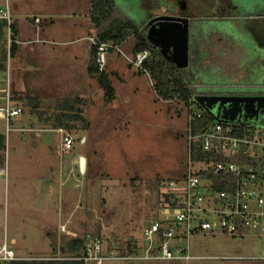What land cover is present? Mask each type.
<instances>
[{"label": "rangeland", "instance_id": "obj_1", "mask_svg": "<svg viewBox=\"0 0 264 264\" xmlns=\"http://www.w3.org/2000/svg\"><path fill=\"white\" fill-rule=\"evenodd\" d=\"M186 1L195 25L188 48L190 66L201 71V76L225 70V74H220L226 76L225 81L219 83L222 87H233V93L235 90L257 91L254 95H258L263 87L264 50L260 42L256 43L255 37L259 38V34L254 31H264V20L252 16L264 14V0ZM9 2L22 12L23 25L26 19L37 15L47 23L41 34L39 26H30L32 41L38 39L35 37L38 34L41 39L67 40L96 33L88 17L91 0ZM114 3L121 16L137 24L146 17L170 14L168 5L171 8L173 5L172 0H114ZM48 14L52 15V20L48 19ZM161 33L169 36L166 31ZM80 44L84 52L80 50L76 55L85 62L87 43ZM39 46L48 47V51L53 48L54 57L37 62L32 56L24 59L23 65L33 72L32 76L37 64L41 71L50 69L49 81L53 78L57 85L56 89L50 88L53 83L47 87L36 85V90L28 91L30 96L21 98L23 113L10 122L7 134L0 121V134L4 136L1 170L6 171L7 178L5 182V177H0V242L13 234L18 237L15 251L24 244L25 254H44L48 242L43 230L59 220L55 213L60 214L67 204L74 211L71 219L74 230L79 231L80 237L88 236L87 243L92 240L91 235L98 233L104 251L117 244L121 246L131 236L138 238L146 223L154 219L156 200L168 191L162 185L158 189L157 183L175 180L185 168L186 109L177 101L159 100L148 76L139 74L138 69L128 63L126 57H132V39L120 47L119 68L117 65L116 78L111 79L120 95L118 99H124V94L128 96L124 104L117 106L103 102L102 92L92 80H89V90L84 86L72 89L69 78L74 71L68 68L64 58L70 52L69 47L36 44ZM235 46L238 49H234ZM162 52L165 57V53L171 56L167 47L162 48ZM83 61L76 62L75 75H85ZM110 65L116 66L115 63ZM1 78L0 88H3L5 73ZM130 85L134 88L129 90ZM206 86L191 84L196 94L202 95L210 92ZM76 97L85 101L81 111L84 108V119L90 126L74 121L76 127L72 131L64 130L72 139L71 149H65L58 129L41 123L38 117L33 118L31 107L25 103L34 98L40 104V111L51 113L56 112L55 100ZM79 155L91 157L93 163L85 175L80 170ZM41 213L43 217H39ZM236 239L234 243L240 247L257 246L264 240V233L252 231ZM190 240L191 245L199 247L214 244L201 238Z\"/></svg>", "mask_w": 264, "mask_h": 264}, {"label": "built area", "instance_id": "obj_2", "mask_svg": "<svg viewBox=\"0 0 264 264\" xmlns=\"http://www.w3.org/2000/svg\"><path fill=\"white\" fill-rule=\"evenodd\" d=\"M12 25L5 0L0 7V32L7 49L13 43L17 44L12 39ZM87 40L95 49L99 72L105 70L109 52L121 54L120 48L98 42L95 36ZM148 55V52H142L126 57V60L139 69ZM196 96L191 99L194 105L197 104ZM194 105L186 108L183 174L179 180L165 182L168 191L161 195L155 218L143 231L144 250L132 255L105 254L101 240L93 238L86 244L85 253L73 260L83 264H103L108 260L187 262L193 259L189 253V241L195 234L235 237L244 232H264V116L257 122L244 120L243 107L239 105L234 121L222 120L217 113H209L213 118L212 126L194 130V123L201 117ZM22 112V105L13 97L7 74L5 87L0 88V121L6 134L10 131V122ZM62 145L70 149L72 139L65 136ZM194 150L209 158H194ZM1 176H6V172L0 169ZM218 178L221 179L219 184L227 189L214 190ZM17 260L14 251L4 241L0 245V264Z\"/></svg>", "mask_w": 264, "mask_h": 264}, {"label": "crops", "instance_id": "obj_3", "mask_svg": "<svg viewBox=\"0 0 264 264\" xmlns=\"http://www.w3.org/2000/svg\"><path fill=\"white\" fill-rule=\"evenodd\" d=\"M5 0H0V7L3 5ZM9 9L11 12L12 16V21L14 25V41L17 42V44H14V50H12V53L10 49H7V46L5 44V39L2 36L0 32V85L3 83V79L1 78V74L5 73V76L8 74V80L10 82V87L11 91L13 90L12 94L15 100H21L25 95L30 96L28 94V91L31 90H36V85L37 87H44L43 84L47 86L49 83H53V85L50 87L51 89H56V81L52 78V80L49 81V76H51L50 69L46 68L44 71H41L38 69L40 66L37 64L36 68V73L32 76L31 74L33 72H29L26 70V68L23 65L24 59L30 58V57H36L37 62L40 61L41 59H50L54 57V51L53 48L51 51H48V47L46 46H39L36 47V44H51L53 46H66L69 47L70 52H67V54L64 55V58L67 60L69 69H71L73 72L72 76L69 78V82L71 83V87L73 88H81L83 89L84 87L89 90V82L92 80L94 81L91 77L87 75L86 72V67L89 59V52L91 45L89 42H87L88 37H94V36H87L83 38H69L67 40H58L57 38L54 37H45V38H40L41 30L45 28L46 22H43L44 19H42L40 16H33L32 18L26 19L27 23L26 25H23L24 22L21 21L22 17V12L19 11L18 6L16 4H10L9 0H6ZM89 17V13H88ZM151 17V16H150ZM48 19L52 20V15L48 14ZM147 17L140 23L142 27H145V22L147 21ZM162 19V18H160ZM36 20H38L37 24ZM154 20H151L149 23L153 22ZM188 27L186 32H187V40H186V59H187V64L185 68H183L190 80L191 84L196 83H202V84H207L208 90L210 92L206 95H254L257 93V91L250 92V90H243V91H234L232 88L233 87H222V84H219L222 81H225L226 76H220V74H225L226 71L222 70L219 74L217 72H210L211 76H201L202 72L198 71L190 66V56L188 52V48L190 47V40L192 38V33L195 25L192 23V20L187 19ZM31 25H37L39 26V34L36 35L35 37L36 41L30 40L29 36L31 33ZM190 29V30H189ZM160 32V31H159ZM149 35L151 36L152 33L148 32ZM160 34V33H159ZM156 38L155 36H153ZM150 39V37H149ZM38 40V41H37ZM87 40V41H86ZM151 40V39H150ZM86 42L87 43V48H88V55L85 57V62L83 59H81L76 53L82 51V54L84 52V47L81 45V42ZM237 46L234 47L236 49ZM233 49V51H235ZM238 49V48H237ZM172 53V52H171ZM173 54V53H172ZM119 54L116 52H110L107 54V60H106V66H105V73L108 75L110 81L113 77L116 78V70L119 68L118 65V60H119ZM264 58V56H263ZM171 59L173 61V56L171 55ZM77 61H83V74L84 71L86 72L85 75H75L76 74V67ZM111 63H115L116 66H111ZM118 65V68H117ZM39 72V73H38ZM52 77V76H51ZM6 79V78H5ZM200 79V80H199ZM90 80V81H89ZM228 81V80H226ZM95 82V81H94ZM96 83V82H95ZM97 84V83H96ZM78 85V87H76ZM112 88L114 89L115 93V99L113 100L114 105H122L124 104L128 96L127 94H124V99H118V90L114 87V84L111 81ZM81 86V87H80ZM84 86V87H83ZM98 86V85H97ZM124 87L125 85H122ZM131 86V85H130ZM241 87V86H240ZM99 88V86H98ZM134 88L132 85L131 88L129 87V90ZM202 88V87H201ZM247 88V87H246ZM241 89V88H239ZM100 90V88H99ZM228 90V91H227ZM261 90V89H260ZM101 91V90H100ZM102 92V91H101ZM259 92V90H258ZM23 93V94H22ZM102 95V94H101ZM202 95V94H200ZM120 96V95H119ZM80 98V97H79ZM33 100H35L33 98ZM37 101V100H36ZM58 100H55V105ZM20 105H22L24 109V102H18ZM109 103V104H111ZM34 108H30V114L32 115L33 118H37L38 120L41 121V123L46 122V121H52L53 117L56 116V112H51L48 113L47 111H40L39 109V102L37 101L36 103L33 102ZM26 105V103H25ZM86 105V104H85ZM23 113V112H22ZM48 114V115H47ZM82 117L85 118L84 116V108L82 111ZM86 119V118H85ZM87 127L90 126L87 122ZM185 126H186V118H185ZM59 133L62 135L64 138L65 136L70 137L69 135L64 133V129H58ZM38 135V134H37ZM71 138V137H70ZM63 146V145H62ZM66 149V148H65ZM71 149V148H70ZM79 159L83 160V169H80L83 175H85L86 171L92 167L93 163L91 160V157H86L85 155H79L77 157ZM94 167V166H93ZM2 169V167H0ZM184 171V170H183ZM183 171L180 173V175L175 179L179 180L183 174ZM6 172V171H5ZM52 172V170L50 171ZM5 177V182H6V176ZM4 182V183H5ZM64 183V182H63ZM165 182H161L160 185L164 186ZM41 213L39 217H43ZM36 218V214L33 215ZM55 217L59 219L56 221L55 224L49 225V227H45L43 230L44 236L46 237V240L48 242V249L45 251L44 254L41 255H28L25 254V245L23 244V247L20 248L19 250L14 249V247L18 244V237L15 235H11L8 240L4 241L6 244L14 251L16 257L18 258L17 261H28V260H40V259H47L50 257L51 252L53 251L50 245V241L54 242V248L55 250L65 246L66 242L68 241L69 238H75V237H80L79 236V231L74 230V223L71 221L72 217H74V211L73 209L68 208V205L65 204L61 210V213L59 212L55 213ZM154 220V219H153ZM152 220V221H153ZM149 220L146 223V227L142 228L140 231L139 237L136 238L134 236H131L134 241H136L139 250L137 253H141L144 250L145 247V240L143 236V231L148 227L150 222ZM62 231V232H61ZM250 232H244L241 233L240 235H244ZM264 233V232H262ZM65 235V236H64ZM240 235H237L235 237H231L229 241L226 240L225 236L219 235V234H208V233H203V234H195L193 235L190 239L192 238H201L205 239L208 242H214V244L211 243H205L202 244L200 247L191 245V240L189 241V253L193 257V259L187 261V262H167V261H124V260H108L105 261L103 264H264V240H260L257 244H252L250 246H243L240 247L238 244H235L234 241L238 240L236 239ZM55 236V237H54ZM198 236V237H195ZM66 237V238H65ZM242 239V238H241ZM129 240V239H128ZM127 240V241H128ZM3 241V242H4ZM23 241H25V238H23ZM0 242V245L3 243ZM205 242V241H203ZM124 243V242H123ZM118 245V244H117ZM113 246L114 250L110 254H115V255H123L126 253H122L120 251L119 245ZM123 245V244H122ZM34 248H37L35 245L33 246ZM60 259V258H57Z\"/></svg>", "mask_w": 264, "mask_h": 264}, {"label": "trees", "instance_id": "obj_4", "mask_svg": "<svg viewBox=\"0 0 264 264\" xmlns=\"http://www.w3.org/2000/svg\"><path fill=\"white\" fill-rule=\"evenodd\" d=\"M176 1L182 14H187L189 17H192V15L190 16L192 13L188 8L187 1ZM252 17L264 20V14L254 15ZM89 20L96 30L95 37L98 42L109 43L120 48L125 42H127L128 39H132L130 53L133 57L142 52L149 53L148 57L143 61L141 67L138 69V72L139 74H145L148 76L151 81L152 89L159 100L164 102L177 101L182 104L185 109L190 105H194L191 103V99L197 94L194 88L191 87L186 71L183 68H179L171 59L161 54L155 45L147 38L146 29H144L141 24H137L134 21L121 16V14H119L115 9L114 0H91ZM14 31V25H12L13 40ZM254 33L259 34L258 36L260 39L255 37L256 43L258 44V42H260L262 45L261 49L264 50V31L261 32L260 30H255ZM12 50H14V43L10 47L11 53ZM86 72L87 75L97 83L102 91L103 102L105 104L113 102L115 99L114 89L112 88L108 75L104 71H98L95 49L93 47L90 48ZM262 80L263 87L259 94L264 95V76ZM16 101L23 103L22 100ZM33 102L36 103V99L26 100V104L31 108H34ZM83 105H85V101L79 97L58 100L55 105L56 116L53 117L51 122L46 121L45 125H50L52 128L72 131L76 127L73 123L74 121L86 122L82 117L81 106ZM194 107L198 108L201 112L200 119L196 120L194 123L196 125L194 130L199 127L212 126L213 118L211 115L203 111L197 104L194 105ZM3 149L4 136L0 134V167L3 166ZM193 157H200L206 160L209 158L207 155L197 152V150H194ZM220 181L221 179L219 178L215 180L213 185L214 190L222 191L227 189V187L219 184ZM156 187L159 189L160 183H157ZM159 203L160 197L159 200H156V207ZM91 237L92 239L101 238L98 233L91 235ZM87 241L88 236L69 238L65 246L55 250L53 244L54 242L51 239L50 245L53 251L51 252L49 258L40 260L13 261L8 264H83L82 262L73 260L72 258L79 257L85 253ZM119 248L122 253L129 255L136 254L139 250L136 241L133 239H129L121 246L119 245ZM113 250V247H107V251L103 250V253L110 254Z\"/></svg>", "mask_w": 264, "mask_h": 264}, {"label": "water", "instance_id": "obj_5", "mask_svg": "<svg viewBox=\"0 0 264 264\" xmlns=\"http://www.w3.org/2000/svg\"><path fill=\"white\" fill-rule=\"evenodd\" d=\"M156 18L155 20H159ZM179 20V21H178ZM175 29L162 30L168 32V41L173 46V62L179 68H185L186 59V40H187V19H177ZM165 35H163L164 37ZM164 40V39H163ZM195 102L208 113H217L222 120L234 121L239 108L242 105V115L244 120L254 119L255 122L264 116V95H197ZM241 111V109H240ZM83 160L80 159V169Z\"/></svg>", "mask_w": 264, "mask_h": 264}, {"label": "flooded vegetation", "instance_id": "obj_6", "mask_svg": "<svg viewBox=\"0 0 264 264\" xmlns=\"http://www.w3.org/2000/svg\"><path fill=\"white\" fill-rule=\"evenodd\" d=\"M172 3H173L172 8H171V6L168 5V11H170L169 12L170 14H168V15L160 14L158 16H151L145 22L146 26L143 27L144 29H146L147 38L149 39V37H150L151 40L150 39L149 40L153 44L155 43V47L156 48L158 47L157 49L161 52V54H164L162 52V48H165V47L168 48L169 53H171V52L173 53V46L169 43L168 37L164 36V40H163V35H162L161 31L162 30L175 29L177 23H179L178 22L179 20L177 21V19H188L189 24H190V20L192 18V17H189V15H187V14H182L176 0H172ZM187 3H188V1H187ZM191 15H193V14H190V16ZM157 17L162 18V19L155 20V21L149 23L151 20H154ZM189 27H190V25H189ZM189 27L187 25V28H189ZM148 32H151L152 35L148 36L149 35ZM153 36H155V37L157 36V37L154 38ZM152 39H154V42L152 41ZM172 53H171V55H172ZM165 55L167 58L171 59L170 55H168L167 53H165Z\"/></svg>", "mask_w": 264, "mask_h": 264}, {"label": "bare ground", "instance_id": "obj_7", "mask_svg": "<svg viewBox=\"0 0 264 264\" xmlns=\"http://www.w3.org/2000/svg\"><path fill=\"white\" fill-rule=\"evenodd\" d=\"M82 169H83V163H82Z\"/></svg>", "mask_w": 264, "mask_h": 264}]
</instances>
